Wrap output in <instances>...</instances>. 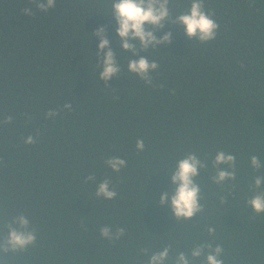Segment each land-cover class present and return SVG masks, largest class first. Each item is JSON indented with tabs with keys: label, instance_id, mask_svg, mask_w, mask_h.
Returning <instances> with one entry per match:
<instances>
[{
	"label": "trees",
	"instance_id": "1",
	"mask_svg": "<svg viewBox=\"0 0 264 264\" xmlns=\"http://www.w3.org/2000/svg\"><path fill=\"white\" fill-rule=\"evenodd\" d=\"M189 7L190 0H170L169 11ZM204 7L219 25L216 38L189 41L165 21L154 35L171 31L172 42L137 53L159 64L145 85L127 71L136 57L116 44L111 0H56L46 13L28 0H0V242L18 213L37 235L23 252L0 251V260L147 264L142 248L150 254L171 244V257L212 243L222 246L224 264H264V213L247 204L254 177L264 175L250 166L253 155L264 163V0H204ZM99 26L123 63L107 83L94 56ZM49 111L58 115L46 118ZM28 134L34 144L24 143ZM218 151L235 156V180L212 182ZM188 153L207 164L196 177L203 211L176 221L159 201ZM117 156L127 162L118 173L104 163ZM104 178L117 192L112 200L95 195ZM105 225L124 228V236L102 238Z\"/></svg>",
	"mask_w": 264,
	"mask_h": 264
},
{
	"label": "clouds",
	"instance_id": "2",
	"mask_svg": "<svg viewBox=\"0 0 264 264\" xmlns=\"http://www.w3.org/2000/svg\"><path fill=\"white\" fill-rule=\"evenodd\" d=\"M30 5H34L40 12H48L56 6V0H28ZM170 0H111V15L115 20V33L118 37L116 44L126 52L136 58H128L127 71L136 75L145 85H152L153 77L151 73L156 71L159 64L147 56H138V51L147 52L149 49L157 50V45L170 44L172 42V32H164L159 38L154 35L158 30L164 28L165 21L175 26L177 31L182 30L189 41L193 39L200 43H207L216 38L219 29L218 23L213 19L214 13L205 11L204 0H190V7L187 11L173 16L169 11ZM23 13L33 14L30 7L22 9ZM174 17V18H173ZM93 35L97 37L99 43L97 52L94 53L100 63L96 64L99 69V79L106 83L112 78H119L121 64H117L118 52H114L107 37L106 26L97 27ZM65 109L70 110L71 104H65ZM58 115V111H49L46 118ZM12 117L8 116L5 123H10ZM36 140L31 134L24 137L25 144H34ZM137 151L144 150L142 139L136 141ZM107 167L113 172H120L126 167V161L120 157H113L104 161ZM213 168L216 169L215 176L211 177L213 183L223 184L226 180L236 178V158L232 154L218 151L212 161ZM250 166L255 171L264 167V163L253 155L250 157ZM207 168L195 153H188L176 162L174 170L170 176V190L162 193L159 204H168L172 217L176 220H190L197 213L203 211L200 203L202 195L200 193L201 181L196 180L199 170ZM88 180H93L89 176ZM110 180L102 179L96 185L95 195L97 198L112 200L117 196V192L110 187ZM264 175L254 177L252 188L254 194L247 200V204L257 215L264 213ZM223 203V200H222ZM6 235L0 242V251L7 253H17L25 251L29 246L36 243L37 235L31 226L29 219L23 213L11 217L5 224ZM100 236L110 242L119 240L125 234V229L117 227L113 231L111 226L105 225L100 228ZM209 236L215 233V228L207 229ZM173 251L172 245H165L159 251H152L149 254L147 248L139 250L140 254L148 255L147 264H167L171 259L172 264H193L194 261L203 257L204 264H224L223 248L221 245L213 246L212 243H201L191 248L190 251ZM0 264H8V261L0 260Z\"/></svg>",
	"mask_w": 264,
	"mask_h": 264
}]
</instances>
